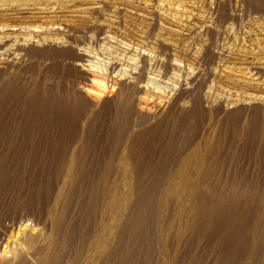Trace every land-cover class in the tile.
<instances>
[{
    "label": "rangeland",
    "instance_id": "374dc122",
    "mask_svg": "<svg viewBox=\"0 0 264 264\" xmlns=\"http://www.w3.org/2000/svg\"><path fill=\"white\" fill-rule=\"evenodd\" d=\"M4 1L0 17L2 13L15 17L11 23L17 25L6 30L13 35L8 44L41 50L72 44L88 53L87 64L102 66L103 61L109 77L107 90L96 104L79 111L78 82L85 81L77 77L81 74L73 77L62 69L52 71L50 58H42L35 67L30 66L35 59L29 58L12 68L8 87L13 98L2 101L0 108V207L7 205L14 212L16 206L19 214L26 212L29 225L27 236L18 238L13 252L0 253V264H219L228 261L230 242L239 248L230 264H264L261 258L254 262L252 255L253 242L264 238V0L260 7L251 0ZM32 24L41 26L39 31H29ZM96 30L98 37H92ZM110 64L114 67L109 70ZM140 71L144 72L140 85L153 89L158 84L161 96L140 99L136 89L129 88ZM113 79L122 82L117 83L122 90L110 85ZM42 87H54L56 97L70 100L71 114L58 117L55 124L45 121L38 107L29 109L28 101L44 91ZM196 99L202 115L183 120ZM131 101L138 117L129 118L134 126L125 128L120 148L110 150V139L104 137L118 127L110 124L109 113ZM237 108L242 110L239 126L230 112ZM105 112L111 122L102 124ZM256 114L261 126L256 137L262 135L257 140L251 136ZM95 115L102 117L101 126L87 138ZM97 129L100 136L95 134ZM74 131L77 140L72 143ZM36 204H44V212ZM140 233L143 238L138 242ZM134 246L138 247L135 253Z\"/></svg>",
    "mask_w": 264,
    "mask_h": 264
},
{
    "label": "bare ground",
    "instance_id": "6f19581e",
    "mask_svg": "<svg viewBox=\"0 0 264 264\" xmlns=\"http://www.w3.org/2000/svg\"><path fill=\"white\" fill-rule=\"evenodd\" d=\"M8 1V0H7ZM11 0H9V2H10ZM252 2H254V3H256L257 5H258V7H260V6H262V0H251ZM22 2V1H21ZM0 3H2V4H5V1L4 0H0ZM12 3H13V1H12ZM17 3H18V1H17ZM26 3V2H25ZM10 4H11V2H10ZM8 7V6H7ZM6 11V10H5ZM3 20H5V21H3ZM14 21H16V19H15V17H4V13H2V16L0 17V81H4L3 83H2V85L0 86V108H1V102L3 101L4 103H6V102H8L9 101V99H10V95L13 93V91H12V89L11 88H9L8 87V85H9V77H10V74L13 72V70H12V68L15 66H17V68H19L20 66H22L21 64H23L24 63V61H26L27 59H29V58H33V59H35L32 63H31V67H35L36 65H38L39 63H40V60H42V58H50V59H54L53 60V64H51L50 65V67H51V70L52 71H54V72H56V71H60V69H62L64 72H63V74L65 73V75H67V76H73V77H76L77 75H79V74H81V75H79V76H77V77H81V78H83V79H85V81H83L84 83L82 84V83H80V82H78V85H79V87H78V89H77V94H78V98H79V100H80V102H78L79 103V106H78V110L79 111H86V108L87 107H91V106H93V105H95L96 103H94L95 102V100H96V98L98 97H100L102 94H104L105 92H106V87L108 86V85H106V79H108V77H109V74H108V67L106 66V67H104L103 66V61H102V66H101V64H100V66L97 64V62L96 63H90V64H87V62L86 61H89V60H87V58L88 57H86L87 55H88V53L86 52V53H84L82 50H80V49H78L75 45H72V44H69L67 47H60V48H57V47H55V48H53V49H45V50H41V49H39L38 47H35L34 45H28V46H26L25 44H16V47H14V44L15 43H7V40H8V38L9 37H11V35H12V33H10V32H8V31H6L7 29H16L17 28V25H15V23H11V22H14ZM40 27L41 26H37V25H29V27H28V30L29 31H39L38 29H40ZM93 28V27H92ZM95 28V27H94ZM86 30V29H85ZM88 30V29H87ZM93 29H91V31H92ZM87 32H90V29H89V31H87ZM94 32H96V35H95V33H94V35L95 36H92V37H98L97 36V30L96 31H94ZM29 34H33L34 35V37H36V35H35V33L34 32H28ZM85 33V32H84ZM84 33H82V34H84ZM13 36V35H12ZM15 37V36H14ZM83 37H85V35H83ZM89 37V36H88ZM91 37V38H92ZM26 38H29V39H31L32 38V36H27ZM25 38V39H26ZM41 38V37H40ZM28 39V40H29ZM76 39V38H75ZM74 39V40H75ZM83 39H85V38H83ZM82 39V40H83ZM87 39V41H88V38H86ZM89 39H90V37H89ZM94 39V38H93ZM98 39V38H97ZM97 39H96V41H92L94 44H95V42L97 43L98 41H97ZM9 40H10V38H9ZM27 40V39H26ZM79 40V39H78ZM81 40V39H80ZM92 40V39H91ZM85 42H86V40H84ZM28 42V41H27ZM75 43H76V40H75ZM77 43H79V41L77 42ZM87 43V42H86ZM80 44V43H79ZM78 44V45H79ZM94 44H92V45H94ZM77 45V44H76ZM89 45H91V44H89ZM97 45V44H96ZM93 47V46H92ZM89 48V47H88ZM87 50V49H86ZM93 50V49H92ZM100 56V55H99ZM55 58H58V60H55ZM67 59H69L70 60V63L69 62H67ZM102 59V58H101ZM144 62V61H143ZM146 62V61H145ZM107 64V63H106ZM169 64V63H168ZM19 65V66H18ZM145 65V64H144ZM143 65V66H144ZM116 66V65H115ZM142 66V67H143ZM49 67V66H48ZM50 67H49V71H50ZM113 67H114V65L113 64H110V68H109V70L110 69H113ZM145 67V69H146V67H147V65L146 66H144ZM28 68V67H27ZM30 68V67H29ZM95 68H97V69H95ZM144 69V70H145ZM48 70V69H47ZM61 70V71H62ZM106 70V71H105ZM141 70V69H140ZM35 71V70H34ZM51 71V72H52ZM60 71V72H61ZM169 71V70H168ZM143 71H140L139 72V74H137L136 75V80L134 81V83H133V85H129V88L130 87H134V89H136V94H139V98L140 99H143V98H148V97H150L151 95H155V96H157V94H158V89L160 90V87L159 86H157L158 84H156V86H151L153 89H151L148 85H140V82L141 81H143ZM259 73V72H258ZM62 74V73H61ZM62 74V75H63ZM260 74H262V73H260ZM12 76H13V74H11ZM8 78V79H7ZM112 78H114V77H112ZM152 78V77H151ZM154 78V77H153ZM110 79V78H109ZM151 80H153V79H151ZM75 80H72V82L73 83H76V81L74 82ZM111 81V80H110ZM109 81V82H110ZM114 83H112V84H110L112 87H115V85L118 83V81L117 80H115V79H113L112 80ZM14 82H15V80H14ZM120 82V81H119ZM154 82H155V80H154ZM120 83H122V82H120ZM132 83V82H131ZM108 84V83H107ZM143 84V83H142ZM154 84V83H153ZM12 85V84H11ZM109 85V86H110ZM114 85V86H113ZM152 85V84H151ZM40 86V85H39ZM122 84L121 85H118L117 84V87L119 88V90H122L123 88H122ZM43 88V87H42ZM117 88V89H118ZM127 89V91L128 90H130V89ZM106 89V90H105ZM114 90L116 89V88H113ZM126 89V88H125ZM133 89V90H134ZM154 89H155V92H154ZM42 90H44V88L42 89ZM113 90V91H114ZM152 90H153V92H152ZM157 90V91H156ZM21 91V90H20ZM126 91V90H125ZM152 92V93H148V92ZM164 91V90H163ZM117 92H118V90H117ZM130 92V91H129ZM134 92V91H133ZM135 93V92H134ZM129 94V96H130V93H128ZM132 94V93H131ZM132 95H134V94H132ZM147 95H150V96H147ZM158 95H160V94H158ZM12 96V95H11ZM58 96V95H57ZM124 96V95H123ZM127 96V95H126ZM161 96V95H160ZM159 96V97H160ZM186 96V95H185ZM132 97V96H131ZM130 97V98H131ZM158 97V96H157ZM199 97V96H198ZM12 98H13V96H12ZM12 98H11V101H12ZM125 98V97H124ZM127 98V97H126ZM125 98V99H126ZM162 98V97H161ZM179 99H180V96L178 97ZM200 98V97H199ZM29 99V98H28ZM132 99V98H131ZM148 99H150V98H148ZM153 99V98H152ZM76 100V99H75ZM119 100V99H118ZM127 100H129V98L127 99ZM144 100H146V99H144ZM154 100V99H153ZM162 100V99H161ZM182 100V99H181ZM197 100V99H196ZM77 101V100H76ZM143 101V100H142ZM147 101V100H146ZM20 102V101H19ZM22 102V101H21ZM126 102V101H125ZM135 101L133 100V103H134ZM149 102V101H148ZM187 102V101H186ZM189 102V101H188ZM200 102H201V100H200ZM119 103V102H118ZM131 103H132V101H131ZM130 103V105H129V103H128V105H126L125 107H123V108H121V106H122V104L121 105H119L120 106V109L119 108H116V109H114L115 111H113V110H111V107L109 106V105H104L103 106V108L104 109H106L107 111L110 109L111 110V112L109 113V112H105V113H102V114H106V116L108 115L107 113H109V115H110V118L112 119L111 121L108 119L109 117L107 116V118H106V116L104 117V118H102V117H99V116H101V113L100 112H98V113H100V115L99 116H97V115H95L96 116V119H94V120H92V121H90L89 122V124H88V130H87V138H92V136H93V134H91L93 131H95L94 129H96V128H98L97 126L98 125H100L99 124V121H98V119L99 118H102L101 120H102V124H103V122H105V123H110V124H114V128H116L115 126H117L118 127V131L116 130H114L113 129V125H112V128L111 127H109V126H111V125H108V127L109 128H111V129H113V130H110V133H108L107 134V132L105 133V134H107V136L108 137H104V138H109L110 139V142H111V146H110V150H112L113 149V151H115V149L117 148V146H118V143L120 144V142H122L121 140H120V138L122 139L123 138V134L124 133H126V132H124V131H126L125 130V128H129L130 126H132L133 124H132V122L129 120V118L131 117H134V116H136V114H137V108L135 107V104H131ZM139 103H140V105H143V103L141 104V101H139ZM138 103V104H139ZM150 103V102H149ZM175 103V102H174ZM3 104V103H2ZM9 104V103H8ZM123 104H125V103H123ZM149 105V104H148ZM183 105V104H182ZM203 105V104H202ZM28 108L29 109H34L35 110V108L36 107H38V109H40L41 111H43L44 112V115L46 116H44L43 118L45 119V121H48V122H52V123H55L56 124V119L58 118V117H60V116H62L63 115V117H64V115L66 116V114H71V111L72 110H74V107L72 106V104H71V101L70 100H68V99H64V98H61V97H56V95H55V93H54V87H50V88H48V89H45L44 91H42V92H40V93H38L37 94V97L35 98H32V99H30L29 101H28ZM124 106V105H123ZM144 106H145V104H144ZM186 106V105H185ZM9 107V106H8ZM7 107V108H8ZM116 107H117V105H116ZM6 108V109H7ZM92 108V107H91ZM90 108V109H91ZM136 108V109H135ZM142 108H143V106H142ZM186 108V107H185ZM8 109H10V108H8ZM139 109L141 110V108L139 107ZM138 109V110H139ZM146 109V108H145ZM158 109V108H157ZM256 110H255V112H257L258 113V111H259V108L258 107H256L255 108ZM26 110V109H25ZM102 110V109H101ZM109 110V111H110ZM154 110V109H153ZM161 110V109H160ZM159 110V111H160ZM177 110V109H176ZM202 109L200 108V106H199V101L197 100L195 103H194V106H193V109H192V111H190V114H188V115H185V117L183 118V120L184 119H186V120H190V119H192V118H195V117H199L200 115H202V111H201ZM220 110V109H219ZM7 111V110H6ZM30 111V110H29ZM79 111H77V112H79ZM113 111V112H112ZM167 111V110H166ZM205 111V110H204ZM210 111V110H209ZM241 109L240 108H237V109H234V110H232V111H230L231 112V120H232V122L233 123H235L236 125L238 124V121H239V118H241L240 116H241ZM261 111V110H260ZM31 112V111H30ZM35 112V111H34ZM141 112V111H140ZM152 112V111H151ZM162 112V111H161ZM251 112V111H250ZM7 113V112H6ZM32 113V112H31ZM37 113V112H36ZM39 113V112H38ZM198 114H200L199 116H197ZM205 114V113H204ZM230 114V113H229ZM232 114H234L233 116H232ZM251 114V113H250ZM16 115V114H15ZM134 115V116H133ZM144 115V114H143ZM142 115V116H143ZM151 115V114H150ZM149 115V116H150ZM227 115V114H226ZM245 115V114H244ZM256 121L254 120V124L252 125V129H251V132H252V134H251V136H252V138L254 137H256L257 136V134H258V130H259V127H261L260 125H259V118H258V114H256ZM63 117H62V119H63ZM136 117H138V115L136 116ZM169 117V116H168ZM182 117V116H181ZM203 117V116H202ZM209 117V116H208ZM27 118V117H26ZM113 118H114V120H113ZM147 118V117H146ZM170 118V117H169ZM2 119H3V117H2ZM11 119V118H10ZM62 119H60V120H62ZM65 119V118H64ZM121 119H123L122 121H123V125H121ZM199 119V118H198ZM230 119V118H229ZM248 119V118H247ZM246 119V120H247ZM74 120V119H73ZM110 122H109V121ZM148 120V119H147ZM172 120V119H171ZM201 120H202V118H201ZM244 120V119H243ZM250 120H252V119H250ZM38 121V120H37ZM54 121V122H53ZM65 121V120H64ZM97 121V122H96ZM140 121V120H139ZM176 121V120H175ZM242 121V120H241ZM40 122V121H39ZM60 122V121H59ZM58 122V123H59ZM185 122V121H184ZM203 122V121H202ZM228 122V121H227ZM246 122V121H245ZM252 122V121H251ZM29 123V122H28ZM64 123V122H63ZM140 123H141V121H140ZM145 123V122H144ZM189 123V122H188ZM197 123V122H196ZM226 123V122H225ZM229 123V122H228ZM40 124V123H39ZM55 124H53V126L55 125ZM60 124V123H59ZM58 124V125H59ZM71 124V123H70ZM199 124V123H198ZM264 124V123H263ZM51 125V124H50ZM107 125H105L104 127H106ZM229 125H230V123H229ZM251 125V124H250ZM44 126V125H43ZM46 124H45V128H46ZM52 125H51V128L53 127ZM57 126V125H56ZM66 126V125H65ZM76 126V125H75ZM81 126V125H80ZM101 126V125H100ZM134 126V125H133ZM132 126V127H133ZM234 126V125H233ZM232 126V127H233ZM237 126H239V124L237 125ZM243 126V125H242ZM246 126V125H245ZM59 127V126H58ZM63 127V126H62ZM67 127V126H66ZM180 127V126H179ZM182 127V126H181ZM200 127V126H199ZM202 127V126H201ZM229 127V126H228ZM101 128V127H100ZM107 128V127H106ZM106 128H104V129H106ZM159 128V127H158ZM157 128V129H158ZM165 128V127H164ZM191 128V127H190ZM196 128V127H195ZM231 128V127H230ZM58 129V128H57ZM102 129V128H101ZM101 129H97L96 130V132H95V134H96V136H100V134H98V132L99 131H101ZM108 129V128H107ZM130 129V128H129ZM182 129V128H181ZM189 129V128H188ZM201 129H203V128H201ZM229 129V128H228ZM40 130V129H39ZM53 130V129H52ZM109 130V129H108ZM191 130V129H190ZM264 130V129H263ZM49 131V130H48ZM60 131V130H59ZM59 131H58V133H59ZM78 131V130H77ZM104 131V130H103ZM103 131H102V133H103ZM189 131V130H188ZM230 131V130H229ZM235 131V130H234ZM260 131H261V129H260ZM259 131V132H260ZM34 132V131H33ZM41 132V131H40ZM165 132V131H164ZM232 132V131H231ZM238 132V131H237ZM55 133V132H54ZM83 133V132H82ZM103 133V134H104ZM42 134V133H41ZM57 134V133H56ZM81 134V133H80ZM102 134V135H103ZM104 134V135H105ZM145 134V133H144ZM197 134H199V133H197ZM250 134V133H249ZM263 134V133H262ZM82 135V134H81ZM102 135H101V138H102ZM246 135V134H245ZM259 135H261V134H259ZM259 135H258V137H259ZM27 136V135H26ZM38 136V135H37ZM56 136V135H55ZM96 136H95V138H96ZM177 136H179V135H177ZM243 136V135H242ZM248 136V135H247ZM250 136V135H249ZM41 137V136H40ZM54 137V136H53ZM57 137V136H56ZM72 137V136H71ZM73 137H76V138H73ZM73 137H72V143L75 141V140H77V134H76V131H74V135H73ZM159 137V136H158ZM171 137V136H170ZM169 137V138H170ZM258 137H256V140H257V138ZM261 137H262V135H261ZM60 138V137H59ZM94 138V137H93ZM104 138H103V140H104ZM137 138V137H136ZM143 138V137H142ZM157 138V137H156ZM229 138V137H228ZM173 139V138H172ZM176 139V138H175ZM247 139V138H246ZM35 140V139H34ZM55 140V139H54ZM89 139H86V143H88L89 141H88ZM95 140V139H94ZM97 140H100V139H97ZM102 140V141H103ZM119 140H120V142H119ZM167 140H168V138H167ZM234 140V139H233ZM240 140V139H239ZM253 140V139H252ZM259 140H262L261 138H259ZM53 141V140H52ZM58 141V140H57ZM88 141V142H87ZM147 141V140H146ZM151 141V140H150ZM174 141V140H173ZM176 141V140H175ZM178 141V140H177ZM226 141V140H225ZM246 141V140H245ZM91 142V141H90ZM89 142V143H90ZM98 142V141H97ZM164 142V141H163ZM180 142V141H179ZM253 142H254V140H253ZM75 143V142H74ZM99 143V142H98ZM174 143V142H173ZM219 143V142H218ZM222 143V142H221ZM227 143V142H226ZM245 143V142H244ZM31 144V143H30ZM45 144V143H44ZM48 144V143H47ZM91 144H92V142H91ZM96 144V143H95ZM110 144V143H109ZM130 144V143H129ZM134 144V143H133ZM146 144V143H145ZM148 144V143H147ZM172 144V143H171ZM181 144V143H180ZM259 144V143H258ZM262 144H264V141L261 143V145ZM37 145V144H36ZM65 145H66V143H65ZM131 145V144H130ZM215 145V144H214ZM220 145H222V144H220ZM225 145V144H224ZM248 145V144H247ZM68 146H70V145H68ZM88 146V145H87ZM96 147H97V145H95ZM180 146V145H179ZM216 146V145H215ZM249 146V145H248ZM264 146V145H263ZM262 146V147H263ZM58 147V146H57ZM70 147H72V146H70ZM75 147H76V145H75ZM92 147H93V145H92ZM91 147V148H92ZM96 147H94V148H96ZM119 148H120V146H118ZM122 147V146H121ZM237 147V146H236ZM56 148V147H55ZM150 148V147H149ZM249 148V147H248ZM31 149V148H30ZM29 149V150H30ZM79 149V148H78ZM107 149V148H106ZM136 149V148H135ZM134 149V150H135ZM145 149V148H144ZM169 149V148H168ZM167 149V150H168ZM179 149V148H178ZM177 149V150H178ZM213 149V148H212ZM220 149V148H219ZM223 149V148H222ZM226 149V148H225ZM255 149V148H254ZM259 149H261L262 150V148H259ZM4 150V149H3ZM73 150V149H72ZM80 150V149H79ZM118 150V149H117ZM133 150V149H132ZM156 150V149H155ZM253 150V149H252ZM81 151V150H80ZM101 151V150H100ZM217 151V150H216ZM225 151V150H224ZM230 151V150H229ZM96 152V151H95ZM107 152V151H106ZM109 152V151H108ZM116 152H118V151H116ZM140 152V151H139ZM142 152V151H141ZM166 152H169V151H166ZM171 152V151H170ZM177 152V151H176ZM215 152V151H214ZM31 153V152H30ZM69 153V152H68ZM78 153H79V151H78ZM91 153H93V152H91ZM110 153V152H109ZM114 153V152H113ZM113 153L111 152L110 154H112L113 155ZM120 153V152H119ZM254 153V152H253ZM260 153V152H259ZM83 154V153H82ZM89 154V153H88ZM107 154V153H106ZM110 154H107V156H111ZM135 154V153H134ZM140 154V153H139ZM211 154V153H210ZM243 154V153H242ZM261 154V153H260ZM4 155V154H3ZM29 155V154H28ZM79 155V154H78ZM90 155V154H89ZM88 155V156H89ZM115 155V154H114ZM254 155V154H253ZM256 155V154H255ZM67 156V155H66ZM134 156V155H133ZM223 156V155H222ZM74 157V156H73ZM79 157V156H78ZM86 157V156H85ZM105 157V156H104ZM113 157V156H112ZM143 157V156H142ZM146 157H147V155H146ZM208 157V156H207ZM210 157V156H209ZM212 157V156H211ZM260 157V156H259ZM58 158V157H57ZM71 158V157H70ZM74 158H76V156L74 157ZM83 158V157H82ZM87 158V157H86ZM108 158V157H107ZM205 158V157H204ZM216 158V157H215ZM240 158V157H239ZM85 159V158H84ZM106 159V158H105ZM109 159H111V158H109ZM114 159V158H113ZM149 159V158H148ZM219 159V158H218ZM255 159V158H254ZM253 159V160H254ZM25 160V159H24ZM64 160V159H63ZM82 160V159H81ZM88 160V159H87ZM212 160V159H211ZM245 160V159H244ZM6 161V160H5ZM33 161V160H32ZM148 161V160H147ZM152 161V160H151ZM165 161V160H164ZM173 161V160H172ZM208 161V160H207ZM227 161V160H226ZM87 162V161H86ZM93 162H94V160H93ZM97 162V161H96ZM116 162H118V161H116ZM209 162V161H208ZM218 162V161H217ZM224 162V161H223ZM222 162V163H223ZM243 162V161H242ZM247 162V161H246ZM262 162V161H261ZM32 163V162H31ZM83 163V162H82ZM92 163V162H91ZM144 163V162H143ZM206 163V162H205ZM107 164H108V162H107ZM113 164V163H112ZM118 164V163H117ZM122 164V163H121ZM164 164V163H163ZM248 164V163H247ZM255 164V163H254ZM19 165V164H18ZM64 165V164H63ZM82 165V164H81ZM85 165V164H84ZM111 165V163H109V166ZM143 165V164H142ZM165 165V164H164ZM207 165V164H206ZM33 166V165H32ZM91 166V165H90ZM114 166V165H113ZM36 167V166H35ZM75 167V166H74ZM76 167H77V170H78V166L76 165ZM93 167V166H92ZM139 167V166H138ZM223 167H224V165H223ZM239 167V166H238ZM237 167V168H238ZM242 167V166H241ZM260 167V166H259ZM262 167V166H261ZM71 168V167H70ZM88 168V167H87ZM91 168V167H90ZM103 168V167H102ZM106 168V167H105ZM165 168H166V166H165ZM164 168V169H165ZM212 168V167H211ZM215 168V167H214ZM225 168V167H224ZM249 168V167H248ZM40 169V168H39ZM82 169V168H81ZM114 169V168H113ZM140 169V168H139ZM150 169V168H149ZM168 169V168H167ZM208 169V168H207ZM220 169V168H219ZM80 170V169H79ZM79 170L77 171V172H79ZM109 170V169H108ZM158 170V169H157ZM230 170V169H229ZM83 171V170H82ZM81 171V172H82ZM107 171V170H106ZM164 171L165 170H163L162 172L164 173ZM19 172V171H18ZM59 172H61V171H59ZM73 172V171H72ZM105 172V171H104ZM103 172V173H104ZM228 172V171H227ZM38 173V172H37ZM64 173V172H63ZM76 173V172H75ZM204 173V172H203ZM247 173V172H246ZM39 174V173H38ZM73 174V173H72ZM78 174V173H77ZM77 174H75V176L77 175ZM113 174V173H112ZM149 174V173H148ZM158 174H159V172H158ZM161 174V173H160ZM210 174V173H209ZM37 175V174H36ZM66 175V174H65ZM98 175H99V173H98ZM106 175V174H105ZM140 175H141V173H140ZM153 175V174H152ZM236 175V174H235ZM253 175V174H252ZM71 176V175H70ZM74 176V177H75ZM242 176V175H241ZM110 177V176H109ZM137 177V176H136ZM229 177V176H228ZM81 178H83V177H81ZM97 178V177H96ZM139 178V177H138ZM207 178V177H206ZM210 178V177H209ZM230 178V177H229ZM105 179V178H104ZM142 179V178H141ZM162 179V178H161ZM205 179V178H204ZM212 179V178H211ZM98 180H100V179H98ZM139 180V179H138ZM149 180H151L150 179V177H149ZM163 180V179H162ZM165 180V179H164ZM163 180V181H164ZM236 180V179H235ZM238 180V179H237ZM258 180V179H257ZM31 181V180H30ZM81 181V180H80ZM101 181V180H100ZM99 181V182H100ZM154 181V180H153ZM160 181V180H159ZM206 181V180H205ZM209 181V180H208ZM243 181V180H242ZM242 181H240V182H242ZM87 182H88V180H87ZM106 183V182H105ZM146 183V182H145ZM159 183V182H158ZM202 183V182H201ZM243 183V182H242ZM253 183V182H252ZM30 184V183H29ZM99 184V183H98ZM148 184V183H147ZM240 184V183H239ZM244 184V183H243ZM249 184H251V182L249 183ZM95 185V184H94ZM142 185V184H141ZM145 185V184H144ZM162 185V184H161ZM165 185V184H164ZM32 186V185H31ZM51 186V185H50ZM211 186V185H210ZM217 186V185H216ZM147 187V186H146ZM157 187V186H156ZM239 187V186H238ZM238 187H236V188H238ZM244 186H242L241 188H243ZM15 188V187H14ZM52 188V187H51ZM78 188V187H77ZM104 188V187H103ZM152 188V187H151ZM223 188V187H222ZM241 188L239 187V189L241 190ZM24 189V188H23ZM85 189V188H84ZM100 189V188H99ZM144 189H145V187H144ZM207 189H208V187H207ZM219 189V188H218ZM29 190V189H28ZM27 190V191H28ZM51 190V189H50ZM95 190V189H94ZM153 190V189H152ZM165 190V189H164ZM223 190V189H222ZM226 190V189H225ZM237 190V189H236ZM240 190H238V192L240 191ZM21 191V190H20ZM83 191V190H82ZM96 191V190H95ZM149 191V190H148ZM151 191V190H150ZM156 191V190H155ZM154 191V192H155ZM159 191V190H158ZM200 191V190H199ZM209 191V190H208ZM224 191V190H223ZM24 192V191H23ZM50 192V191H49ZM106 192V191H105ZM153 192V191H152ZM152 192H149L148 194H150V193H152ZM235 192V191H234ZM19 193V192H18ZM39 193V192H38ZM67 193H69V192H67ZM102 193V192H101ZM92 194V193H91ZM147 194V195H148ZM164 194V193H163ZM222 194V193H221ZM229 194V193H228ZM241 194V193H240ZM243 194V193H242ZM82 195V194H81ZM81 195H80V197H81ZM146 195V196H147ZM162 196V195H161ZM208 196V195H207ZM254 196V195H253ZM39 197V196H38ZM156 197V196H155ZM10 198V197H9ZM50 198H53V197H50ZM70 198V197H69ZM141 198V197H140ZM146 198V197H145ZM148 198V197H147ZM228 198V197H227ZM0 199H1V197H0ZM26 199V198H25ZM49 199V198H48ZM68 199V198H67ZM138 199V198H137ZM234 199V198H233ZM24 200V199H23ZM76 200V199H75ZM79 200V199H78ZM144 199H142V201H143ZM146 200V199H145ZM152 200V199H151ZM159 200V199H158ZM165 200H166V198H165ZM214 200V199H213ZM222 200V199H221ZM225 200V199H224ZM242 200V199H241ZM250 200V199H249ZM248 200V201H249ZM80 201V200H79ZM84 201V200H83ZM147 201V200H146ZM148 201H149V199H148ZM215 201V200H214ZM220 201V200H219ZM223 201V200H222ZM234 201H236L235 199L232 201L233 202V205H235L236 206V202H234ZM26 201H23V203H25ZM76 202V201H75ZM152 202V201H151ZM158 202V201H157ZM164 202V201H163ZM20 203V202H19ZM31 203V202H30ZM72 203V202H71ZM70 203V204H71ZM85 203V202H84ZM150 203V202H149ZM161 203H162V201H161ZM14 204V203H13ZM32 204H34V203H32ZM74 204V203H73ZM82 204V203H81ZM135 204V203H134ZM138 204V203H137ZM139 204H140V202H139ZM239 204V203H238ZM28 205H30V204H28ZM36 205H38L39 206V208H38V211H40V213H42V212H44V210L46 209V207H45V205L44 204H42V207H41V205H39V204H36ZM48 205V204H47ZM46 205V206H47ZM83 205V204H82ZM142 205V204H141ZM151 205H153V207H154V204H151ZM158 205V204H157ZM205 205V204H204ZM229 205V204H228ZM227 205V206H228ZM6 207H7V205H5ZM5 206L3 207V206H1L0 207V253H1V256H8L9 255V253H11V252H13L12 250L14 249V248H16L17 247V240H18V238L20 239V237H21V235L23 234L24 236L26 235V231H27V229H28V225H29V222H28V220H27V216L26 215H24V214H26V212L22 215V214H19V212H18V210H20L19 208H16V206L15 207H13V209H14V212L12 213V212H10V210L8 209H6L5 208ZM22 207H24L25 205L24 204H22L21 205ZM31 206V205H30ZM35 206V205H34ZM67 206V205H66ZM143 206V205H142ZM166 206V205H165ZM226 206V207H227ZM231 206V205H230ZM18 207V206H17ZM22 207H20L21 209H22ZM26 208H28L29 210H30V207H28V206H25V210H26ZM141 208L142 207H140V209H139V212H140V210H141ZM158 209V208H157ZM206 209V208H205ZM225 209V208H224ZM227 209V208H226ZM231 209H232V207H231ZM137 210V209H136ZM152 210V209H151ZM203 210V209H202ZM252 210V209H251ZM27 211V210H26ZM35 211V210H34ZM143 211H144V208H143ZM149 211V210H148ZM155 211V210H154ZM33 212V211H32ZM153 212V211H152ZM227 212V211H226ZM31 212H29V214H30ZM143 213V212H142ZM203 213V212H202ZM224 213V212H223ZM27 214H28V212H27ZM34 215V214H33ZM135 215H137V213L135 214ZM231 213H230V215L228 216V217H230L231 218ZM25 216L27 217V218H25ZM29 216V215H28ZM134 216V215H133ZM43 217V216H42ZM218 217V216H217ZM234 217V216H233ZM232 217V218H233ZM252 217V216H251ZM33 218V217H32ZM82 218V217H81ZM137 218V217H136ZM230 218H229V220H230ZM35 219V218H34ZM39 219V218H38ZM218 219V218H217ZM227 219V218H226ZM234 219V218H233ZM93 220V219H92ZM145 220V219H144ZM30 221V220H29ZM39 221V220H38ZM89 221V220H88ZM87 221V222H88ZM131 221V220H130ZM132 221H133V219H132ZM90 222V221H89ZM154 222V221H153ZM36 223V222H35ZM40 223V222H39ZM38 222H37V224H39ZM144 223V222H143ZM36 224V225H37ZM64 224V223H63ZM137 224V223H136ZM151 224V223H150ZM40 225V224H39ZM86 225H87V223H86ZM85 225V226H86ZM132 225V224H131ZM142 225V224H141ZM144 225V224H143ZM238 225V224H237ZM13 226H15V227H17V230H15L14 231V233L12 232V229H13ZM88 226H89V224H88ZM127 228H128V226L127 225H125ZM134 226V225H133ZM138 226H136V228H137ZM142 227V226H141ZM153 227V226H152ZM61 228V227H60ZM143 228V227H142ZM236 228V227H235ZM34 229V228H33ZM59 229V228H58ZM90 230V229H89ZM124 230V229H123ZM200 230V229H199ZM86 231V230H85ZM92 231V230H91ZM137 231V230H136ZM64 232V231H63ZM28 233V232H27ZM67 233V232H66ZM69 233V232H68ZM127 233V232H126ZM144 233V232H143ZM149 233V232H148ZM150 233H152V232H150ZM70 234V233H69ZM22 235V236H23ZM84 235V234H83ZM122 235H123V233H122ZM137 235V234H136ZM27 236V235H26ZM36 236V235H35ZM59 236V235H58ZM64 236H65V234H64ZM153 236V235H152ZM12 237V238H11ZM33 237V236H32ZM56 237V236H55ZM70 237V236H69ZM89 237V236H88ZM129 237H130V235H129ZM136 237V236H135ZM141 237H142V233H140L139 234V236H138V238H139V241L136 239V241H138V242H140V239H141ZM223 237V236H222ZM30 238V237H29ZM78 238V237H77ZM80 238V237H79ZM122 238H124V237H122ZM143 238V237H142ZM256 238V237H255ZM10 239H12V240H10ZM25 239V238H24ZM23 239V240H24ZM64 239V238H63ZM119 239V238H118ZM125 239V238H124ZM134 239V238H133ZM152 239V238H151ZM155 239V238H154ZM153 239V240H154ZM257 239V238H256ZM68 240V239H67ZM66 240V241H67ZM75 240V239H74ZM80 240V239H79ZM132 240V239H131ZM150 240V239H149ZM148 240V241H149ZM58 241V240H57ZM61 241V240H60ZM84 241V240H83ZM134 241H135V239H134ZM134 241H132V242H134ZM135 241V242H136ZM63 242V241H62ZM152 242V241H151ZM153 243V242H152ZM238 243H241V241L239 240L238 241ZM82 244V243H81ZM130 244V243H129ZM149 244V243H148ZM154 245V244H153ZM132 246V245H131ZM64 247V246H63ZM70 247V246H69ZM81 247V246H80ZM135 247V246H134ZM136 248H138V247H135V249L133 250L134 251V253L136 252ZM130 249V248H129ZM252 249H253V253H252V255L254 256V262L257 260V259H259V258H261V259H263V262H264V238H263V240H261V241H254L253 242V244H252ZM38 250V249H37ZM132 250V249H131ZM238 250H239V248H238V244H234V243H232L231 244V242H230V251H229V254H227V256L229 255V259H228V261H226L225 259H223L222 261H220V263L219 264H230V262H231V256L234 254L235 256H236V254H238L237 252H238ZM114 251V250H113ZM112 251V252H113ZM126 252L128 251V250H125ZM15 252V251H14ZM36 252V251H35ZM116 252V251H115ZM130 252H132V251H130ZM138 252V251H137ZM149 252V251H148ZM250 252V251H249ZM248 252V253H249ZM61 253V252H60ZM133 255V254H132ZM107 256V255H106ZM110 256V255H109ZM129 256V255H128ZM113 257V256H112ZM109 258V257H108ZM131 258V257H130ZM136 258V257H135ZM222 258H224V257H222ZM123 259V258H122ZM9 260V259H8ZM11 260V259H10ZM58 260V259H57ZM104 261V260H103ZM115 261V260H114ZM44 262V261H43ZM204 262V261H203ZM209 262V261H208ZM215 262V261H214ZM105 263V262H104ZM118 263V262H117ZM210 263V262H209ZM48 264V263H47ZM215 264H217V262L215 263Z\"/></svg>",
    "mask_w": 264,
    "mask_h": 264
}]
</instances>
